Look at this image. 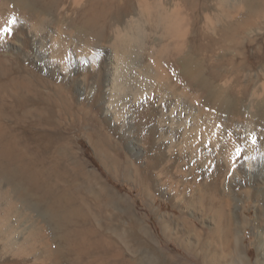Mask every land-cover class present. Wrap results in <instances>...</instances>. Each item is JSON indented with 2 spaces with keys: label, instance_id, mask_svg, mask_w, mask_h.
<instances>
[{
  "label": "bare ground",
  "instance_id": "6f19581e",
  "mask_svg": "<svg viewBox=\"0 0 264 264\" xmlns=\"http://www.w3.org/2000/svg\"><path fill=\"white\" fill-rule=\"evenodd\" d=\"M170 1L72 0V19L65 0H0V52L56 80L59 94L91 107L137 157L144 141L152 154L143 164L147 190L159 186L196 210L202 196L195 187H220L226 196L243 175L257 179L264 227V0ZM1 57L0 90L38 78L14 76L3 62L9 54ZM3 114L0 101V264H20L44 235L30 226L61 227L84 212L69 192L45 188L30 165L35 157L5 128ZM61 196L69 202L63 208ZM11 215L27 242L14 234ZM38 218L42 225L31 221ZM245 225L243 211L228 216L227 264L245 262ZM158 261L151 256V264ZM41 264L51 263L44 257Z\"/></svg>",
  "mask_w": 264,
  "mask_h": 264
},
{
  "label": "rangeland",
  "instance_id": "374dc122",
  "mask_svg": "<svg viewBox=\"0 0 264 264\" xmlns=\"http://www.w3.org/2000/svg\"><path fill=\"white\" fill-rule=\"evenodd\" d=\"M65 2H69V16L76 18L72 0ZM263 25L264 19V51ZM7 54L10 57L3 62L17 71L14 76L38 78L23 89L0 90L1 120L19 146L35 157L30 165L45 188L51 187L57 195L69 192L70 204L84 212L52 230L30 226L28 232L42 230L44 235L38 252L20 257V264H41L44 257L51 264H151V256L159 258L154 264H227L228 216L241 211L246 223L241 234L244 264H264V227L258 195L253 192L257 179L245 182L243 175L244 184L238 189L230 183L233 194L226 196L220 187H195L193 193L202 196L196 210L165 195L159 186L147 190L143 164L152 154L144 141L137 157L122 133L105 125L86 103L59 94L56 80L28 70L11 52H0V58ZM2 82L5 77L0 76ZM109 193L114 197L109 199ZM61 197L63 208L69 202ZM45 206L39 203V210L43 212ZM15 218L11 215L9 224ZM31 221L43 224L41 218ZM11 226L21 236L20 242H27L17 223V228ZM48 248L57 252L51 256Z\"/></svg>",
  "mask_w": 264,
  "mask_h": 264
},
{
  "label": "snow or ice",
  "instance_id": "6c2138e0",
  "mask_svg": "<svg viewBox=\"0 0 264 264\" xmlns=\"http://www.w3.org/2000/svg\"><path fill=\"white\" fill-rule=\"evenodd\" d=\"M5 31L10 32L11 30L10 29H5Z\"/></svg>",
  "mask_w": 264,
  "mask_h": 264
}]
</instances>
